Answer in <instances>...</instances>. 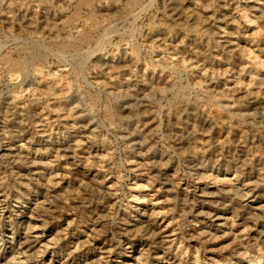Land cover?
Wrapping results in <instances>:
<instances>
[{
	"label": "rangeland",
	"instance_id": "obj_1",
	"mask_svg": "<svg viewBox=\"0 0 264 264\" xmlns=\"http://www.w3.org/2000/svg\"><path fill=\"white\" fill-rule=\"evenodd\" d=\"M78 1L0 0V264H264V0Z\"/></svg>",
	"mask_w": 264,
	"mask_h": 264
},
{
	"label": "bare ground",
	"instance_id": "obj_2",
	"mask_svg": "<svg viewBox=\"0 0 264 264\" xmlns=\"http://www.w3.org/2000/svg\"><path fill=\"white\" fill-rule=\"evenodd\" d=\"M91 1L92 0H80V1H78V2H80L81 3V5H83V4H89L90 5V3H91ZM130 2H131V5H135L136 3H137V0H129ZM139 1V0H138ZM79 4V3H78ZM129 5H130V3H129ZM138 5V4H137ZM136 5V6H137ZM84 6H86V5H84ZM135 7V6H134ZM76 9V8H75ZM109 30H111V29H109ZM93 34V33H92ZM101 35V34H100ZM104 35V34H103ZM90 33L89 32H83V33H80L79 35H77L73 40H71V41H69V42H66V43H60L58 46H59V48L61 49V48H63V49H70V50H75V49H78L79 47H81L82 45H84L85 43H87L89 40H91L90 39ZM91 38H92V36H91ZM104 38V37H103ZM160 88H162V87H160ZM159 88V89H160ZM165 89H166V87H164ZM163 89H160L159 91L161 92ZM168 90H169V87H168ZM113 104V103H112ZM128 104V103H127ZM127 104H126V106H127ZM142 104V103H141ZM133 105V104H132ZM136 105H138V102H137V104ZM113 106H116V105H113ZM223 107V106H222ZM76 110H77V107L75 106L74 107ZM117 108V107H116ZM141 110H143V109H141ZM225 110V109H224ZM129 111V110H128ZM125 112H127V111H125ZM139 112V111H138ZM143 112V111H142ZM131 113V112H130ZM232 113H233V115H236L237 116V118L240 120V121H245L246 120V118H247V116H249L248 114H245V112L243 113V112H241L240 110H234V111H232ZM231 113V114H232ZM122 114V113H121ZM109 115V114H108ZM107 115V116H108ZM127 115V114H126ZM110 116L112 117L111 119H113V120H117V121H121V120H123L122 118H121V116H120V113L117 111V109L115 110V109H113L112 108V112L110 113ZM128 116V115H127ZM257 120H259V119H257ZM252 122V121H251ZM246 123V122H245ZM250 124V123H249ZM252 124V123H251ZM122 131V130H121ZM131 133H132V131H130ZM123 135V134H122ZM125 135V134H124ZM247 193V192H246ZM145 234L146 233H144V236H145ZM153 237V235H151V236H148V237H146V238H152Z\"/></svg>",
	"mask_w": 264,
	"mask_h": 264
}]
</instances>
